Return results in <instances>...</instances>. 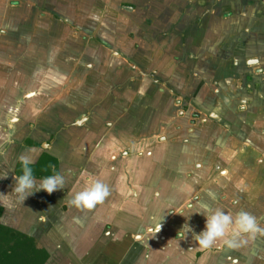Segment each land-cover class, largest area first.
Listing matches in <instances>:
<instances>
[{
	"label": "crops",
	"instance_id": "1",
	"mask_svg": "<svg viewBox=\"0 0 264 264\" xmlns=\"http://www.w3.org/2000/svg\"><path fill=\"white\" fill-rule=\"evenodd\" d=\"M28 1L33 9L61 11L62 19L48 21L40 12L21 24L31 25L30 33L0 34V136L10 137L0 139V193L8 194L0 196V223L34 236L48 252L44 264H264V235L241 234L247 242L230 248L224 242L229 231L205 249L183 229L203 231L205 207L233 219L249 212L264 228V0H242L240 52L232 48V29L216 30L215 11L227 7L222 0H14ZM119 2H126L122 17L108 16L106 24L102 11L119 10ZM0 3L6 9L7 0ZM87 6L108 28L96 37L106 48L95 49L101 56L90 76L82 66L71 67L83 53L76 26L86 21L75 11ZM70 19L76 33L68 29L63 37L73 35L78 61L42 66L35 43L61 38L39 27L72 29ZM152 26L178 28L171 37L167 29L152 33ZM114 40L124 44L115 55ZM11 41L26 43L25 49L7 50ZM59 55L70 58L66 47ZM110 55L134 65L130 75L122 73L124 86L112 76L103 85L100 60L108 65L113 57L103 56ZM139 67L147 68L142 81ZM88 80L91 91L82 85ZM60 83L62 94L54 88ZM46 104L47 112H39ZM136 143L145 145L129 149ZM42 152L57 159L65 188L36 191L23 203L12 192L15 163L21 155L34 163ZM95 180L109 187L103 204L86 210L68 202L69 191ZM100 225L106 228L83 247L87 227L98 233Z\"/></svg>",
	"mask_w": 264,
	"mask_h": 264
},
{
	"label": "rangeland",
	"instance_id": "2",
	"mask_svg": "<svg viewBox=\"0 0 264 264\" xmlns=\"http://www.w3.org/2000/svg\"><path fill=\"white\" fill-rule=\"evenodd\" d=\"M215 1L217 2L220 0H215ZM36 5L37 4H34V6H36ZM125 5H126V2H119V8H120L119 10L118 9L116 10V9L111 7L112 9L102 11L104 14H107L106 24H109L111 22L109 20L112 19L110 17L108 18V16H111L113 18H121L122 15H121L120 11L122 8H124ZM221 5H224L227 7H225V10H223L221 8V10L217 9L215 11V16H216L215 27H216V30L219 32V35H225V34H227L228 29H232L234 31L235 38L237 37L232 48H236V51L240 52L242 50V49L240 50L241 46L240 45L237 46V44L242 43V0H222ZM86 9H87L86 11L78 10V9L75 11V12L81 14L83 16L82 17L83 20H86V21H84L85 23H83V25L81 27L76 26L77 29L81 30L82 35H84V36H82L83 41L80 42L81 48H83L82 49L83 53H82V58H81L80 62L71 61L72 62L71 67L82 66L83 67L82 70H84L83 74H86V76L87 75L90 76L91 71L96 69V65H97L96 60L97 59L99 60V57L101 56V55H98L96 57L94 56L95 49L97 48V50H98L97 52H99V50L102 51V49L106 48L105 46L100 45V41L99 40L97 41L96 37L99 38L98 34H102L101 30L104 31L105 29H108V28H105V27L102 28V26L99 24L100 18L94 17V14L96 11L93 9V7L87 6ZM41 10L38 8L33 9L32 4L29 1L26 3H24V2L17 3V2H14V0H7L6 9L3 7L2 3H0V18H3L6 20V26L0 27L1 30L4 29V31H0V34H3V35L5 34L6 36L7 35L12 36V35H15L16 33H18L20 30H22V28L24 29V31L26 33H30L31 30L33 29L31 27V25H21L23 23H26V21H29V20H26L27 18L28 19L33 18V20H36L35 19L36 17L42 16V17L47 18L48 21H52L53 19H59V18L62 19V17L60 16V15H62L61 11H60V13H58V12L55 13L52 10H48V9L42 8ZM40 12H41V14H40ZM39 14L41 16H39ZM85 17H86V19H85ZM11 18H12V20H10ZM224 18L228 19V20L223 22ZM30 21H32V20H30ZM0 22L4 23L5 21L2 20ZM71 22H74V21L72 19H70L69 23L71 24ZM28 24H30V22H28ZM96 24H98V26ZM70 27H72V29L64 27V26L50 27L49 25L39 27V30H40V28H42L41 30H43V33H49L50 30H52V31H54V33H56L55 34L56 37L61 38L59 40H53L52 42L42 41L39 43H35V44H38L37 50H39L41 52V54L43 53L42 54L43 57L41 58V62H40V64L42 66L43 65H46V66L70 65V60L72 58H74L78 61V58H77L78 55L76 53H79V51H81V48L76 49V46H74V43L72 41L73 35H72L71 39H68L67 34H66V38L63 37L64 33L68 29L70 30L71 34L76 33V31L74 30L75 26H73V24H71ZM176 28H178V27L152 26L150 31L153 33V30H154V33H158V31H163V30L167 29L169 32V36L172 37V36H176V31H175ZM141 29L143 30V27H141ZM103 35H106V34H103ZM15 37H18V36H15ZM6 39H7V41H9V37H7ZM54 39H58V38H54ZM118 42L119 41H117V40H114L113 42L110 41V44H112L110 50L111 51L113 50L115 52L113 55H115L116 52H118L117 49H120L121 46L124 45L122 42H120V43H118ZM152 42L156 45L158 44L157 42H154V41H152ZM1 44H4V43H0V45ZM25 44L26 43H24V42L22 45V42L11 41L10 43L9 42L5 43V48L7 46V50L8 49L13 50V51L14 50H24L25 49L24 47L26 46ZM27 44H28L27 49H29L30 48L29 43H27ZM52 47H55V49ZM65 47L68 48V52L70 53V58H68V57L63 58L61 55H59L60 51H62ZM132 47L134 49L136 48V42L132 41ZM60 48H61V50H60ZM138 49H140V48H138ZM90 50H93V54H91V55L89 54ZM46 53L48 54L47 59H45V57H44ZM113 55L112 56L110 55L108 58L103 56V58H106V60H108V59H111L113 57ZM51 56H54V57L52 58ZM85 56H86V58L83 60V57H85ZM113 59H114V57H113ZM116 59L118 62H116V60L114 59L113 62H111V63L108 62V65H105V64H107L106 62L103 64L104 60H100V62H102V63H100L99 67H102V66L105 67L104 70L101 71L103 73L102 77L104 78L103 85L106 84L108 80H109L108 84L111 83L110 76L115 77V79L118 80V81H116L115 79H113L115 85L123 84V86H124V84H127V80H126L127 76L126 75L122 76V73H125V74L129 73L128 75H130V73L133 72L132 69L134 68L133 67L134 65L129 60H126L122 55H119L118 57H116ZM116 63H120V64H116ZM39 68L41 69L43 67H39ZM89 68H92V70H90ZM146 70H147V68H145V67H139L138 70L136 68L135 72L137 71L139 73L140 81H142L143 78L145 77L142 73L145 72ZM113 74H114V76H113ZM55 76L61 77L59 75H55ZM67 77H69V75H67ZM73 79H76V81H78L80 78L78 77V74H76L74 77L72 76V80ZM91 81L92 80H88V81H85L84 83H82V82L81 83L83 86H86L88 88V90L91 91V89H90L92 86L90 84ZM44 83L47 84V80H45ZM61 84L62 83H60L54 87L56 89V93L58 92V93L62 94L63 90L61 89ZM42 93H46V92L42 91ZM134 94H137V92L133 93L132 95H134ZM128 96L130 97V95H128ZM135 96H134V98L137 97V96L136 97ZM140 96H143V95L141 94ZM123 97L126 98L124 95H123ZM44 105L38 107L39 112H47L48 106H47V104H46V106H44ZM93 108H94V106L89 107V109H93ZM99 108H101V107L99 106ZM104 108L105 107H103V109ZM60 109H61V107H60ZM66 109L69 112L74 111L73 107H71V110H69V108H66ZM62 112H63V110H60L59 113H62ZM124 145H125V141H124L123 145H120V147H123ZM139 145L143 146L145 144L136 143L133 146H128V147H129V149H132L133 151H135V150H138L139 148H141ZM151 145H153V143ZM105 228L106 227H104L103 225H100L96 229V231L98 233H95L93 226H88L87 229L85 230L84 234L80 238L82 246L88 247L91 240H94L96 237H98L99 234L102 233V231ZM230 238H232V237L230 236ZM75 251H76L75 252L76 256H77V254L79 255V253L81 254V251H79L78 248ZM76 258H78V257H76Z\"/></svg>",
	"mask_w": 264,
	"mask_h": 264
},
{
	"label": "clouds",
	"instance_id": "3",
	"mask_svg": "<svg viewBox=\"0 0 264 264\" xmlns=\"http://www.w3.org/2000/svg\"><path fill=\"white\" fill-rule=\"evenodd\" d=\"M0 139H10V137L0 136ZM19 163L22 165V174L18 178H14L16 183L12 190L17 195L19 201L24 203L30 195L39 190H45L51 194L54 191L65 188V175L60 172L42 178L37 188L36 178L30 167L33 161L21 155ZM109 195L110 190L108 185L100 180H95L91 183V186H86L79 191H69L67 198L68 202L77 208L92 210L97 205L103 204ZM0 196L7 199L8 194L0 193ZM200 213L206 217V225L203 231L197 234L189 224H185L183 229L187 228L189 232H192L194 234L193 238L202 248L207 249L212 247L217 240L228 236L229 231H231L232 238L224 239V242L230 248H239L247 242L241 238V234H251L253 237L257 233L264 235V228L260 227L257 218L249 212L240 211L235 219L221 209L213 210L210 207H205L204 212Z\"/></svg>",
	"mask_w": 264,
	"mask_h": 264
},
{
	"label": "trees",
	"instance_id": "4",
	"mask_svg": "<svg viewBox=\"0 0 264 264\" xmlns=\"http://www.w3.org/2000/svg\"><path fill=\"white\" fill-rule=\"evenodd\" d=\"M30 167L34 177L44 178L58 172V161L54 156L42 152ZM14 172L17 177L22 174L19 161ZM47 258L48 252L34 236L0 223V264H44Z\"/></svg>",
	"mask_w": 264,
	"mask_h": 264
},
{
	"label": "flooded vegetation",
	"instance_id": "5",
	"mask_svg": "<svg viewBox=\"0 0 264 264\" xmlns=\"http://www.w3.org/2000/svg\"><path fill=\"white\" fill-rule=\"evenodd\" d=\"M17 162H18V161H17ZM17 162H16V163H17ZM16 163H15V165H16ZM14 169H15V166H14ZM14 173H15V172H14ZM15 175H16V174H15ZM16 176H17V175H16ZM24 233H25V232H24ZM27 234H28V233H27ZM29 235H30V234H29ZM46 260H47V259H46Z\"/></svg>",
	"mask_w": 264,
	"mask_h": 264
},
{
	"label": "water",
	"instance_id": "6",
	"mask_svg": "<svg viewBox=\"0 0 264 264\" xmlns=\"http://www.w3.org/2000/svg\"><path fill=\"white\" fill-rule=\"evenodd\" d=\"M46 143L45 142H43V145H45Z\"/></svg>",
	"mask_w": 264,
	"mask_h": 264
}]
</instances>
